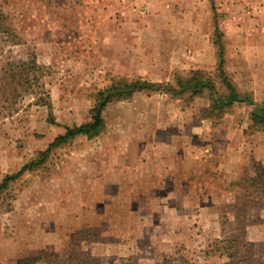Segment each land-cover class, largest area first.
I'll return each instance as SVG.
<instances>
[{
	"label": "rangeland",
	"instance_id": "1",
	"mask_svg": "<svg viewBox=\"0 0 264 264\" xmlns=\"http://www.w3.org/2000/svg\"><path fill=\"white\" fill-rule=\"evenodd\" d=\"M214 6L221 27H264V0ZM98 7L0 0V264H264V126L250 117L264 78L226 69L240 100L216 103L230 93L216 64L198 92L194 70L163 74L141 49L133 62ZM257 45L247 69L264 75ZM100 91L116 93L100 129L51 145Z\"/></svg>",
	"mask_w": 264,
	"mask_h": 264
},
{
	"label": "crops",
	"instance_id": "2",
	"mask_svg": "<svg viewBox=\"0 0 264 264\" xmlns=\"http://www.w3.org/2000/svg\"><path fill=\"white\" fill-rule=\"evenodd\" d=\"M97 1L90 0V5H99L101 14L106 17V26L102 27H112L115 34H119L116 46L125 53L131 50L130 57H135L133 62L139 63L135 53L141 49V53L149 56L144 64L163 74L178 68L202 72L212 65L217 66L213 37L218 32L223 35L225 72L229 69L232 78L238 81L264 78L261 73L247 69V64L261 61H249L246 52L255 48L254 43H258L259 50L264 48V27H252L249 32L244 27H221L214 0H101L99 4ZM109 34L112 36V32ZM158 65L162 67L156 68ZM259 152V156L264 155V137L259 143Z\"/></svg>",
	"mask_w": 264,
	"mask_h": 264
},
{
	"label": "trees",
	"instance_id": "3",
	"mask_svg": "<svg viewBox=\"0 0 264 264\" xmlns=\"http://www.w3.org/2000/svg\"><path fill=\"white\" fill-rule=\"evenodd\" d=\"M217 43V53H218V60H217V72L218 76L221 78V80L225 83L226 87L230 90V93L225 101L223 100H217L216 103H221L222 105H228L231 104L233 101H238L240 100L238 97V92L236 91L232 81L228 79L227 74L224 70V58H223V45L221 44L220 37H218L216 40ZM199 71H193V74L195 77L191 79L193 82H188L186 85L188 87L193 86V88H196V90L199 92L201 88H209L213 89L212 84H210L208 81L205 79L196 76L199 75ZM132 88L131 89H136L139 90L144 87V85H139V84H132L130 85ZM149 86H155V84H149ZM167 91H170L172 94H175V90L173 88H167ZM116 93H111L110 91L107 93H104L102 91L99 92V101L97 105L92 109V118L86 123H83L78 126H73V127H66V131L64 134L58 135L55 137L51 145H56L60 142L66 141L69 138L74 137L77 134H87L89 136L95 134L101 127L103 123V118L101 116V109L105 105V102ZM119 95V93H118ZM117 95V96H118ZM249 103H253V100L251 98L246 97L245 98ZM251 120L253 123L258 124L260 126H264V102L262 104L256 103L254 106V109L252 110L250 114ZM26 166L21 168L14 176L18 175L21 173ZM12 175H7L5 178L1 181L0 187H2L7 179L11 178ZM38 260H43L47 261L51 264H55L56 260L59 261V264H73L72 261L69 258H64L62 260H59V255L58 254H48V255H41L37 257H33L31 259H27L28 262H35Z\"/></svg>",
	"mask_w": 264,
	"mask_h": 264
}]
</instances>
